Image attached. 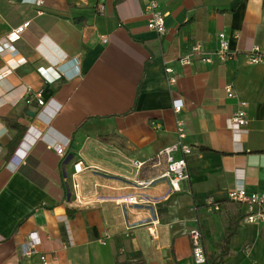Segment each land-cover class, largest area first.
<instances>
[{
    "label": "crops",
    "instance_id": "obj_1",
    "mask_svg": "<svg viewBox=\"0 0 264 264\" xmlns=\"http://www.w3.org/2000/svg\"><path fill=\"white\" fill-rule=\"evenodd\" d=\"M42 1L0 0V264H196L188 237L195 228L203 264L222 253L229 231L220 264H264V225L244 223V208L227 197L236 187L264 193V64L247 59L254 47L264 51V0H161L162 36L147 28L150 0ZM219 34L233 54L224 62L214 55ZM195 45L212 62L181 65ZM166 67L179 74L172 87ZM226 86L247 103L245 128L227 127L239 106ZM174 100L183 103L179 114ZM176 120L191 149L188 179L161 203L126 205L125 215L126 196L167 191L164 180L137 185L165 164L132 163L175 144ZM79 161L84 169L74 175ZM153 216L154 239L145 227L127 231L126 222ZM32 233L38 253L25 258L20 249Z\"/></svg>",
    "mask_w": 264,
    "mask_h": 264
},
{
    "label": "built area",
    "instance_id": "obj_2",
    "mask_svg": "<svg viewBox=\"0 0 264 264\" xmlns=\"http://www.w3.org/2000/svg\"><path fill=\"white\" fill-rule=\"evenodd\" d=\"M161 0H150L146 5L143 15L146 17L147 20V28L155 32L156 34L162 36L165 34L166 28L164 19L166 14L159 9V3ZM33 4L35 6H42V0H34ZM97 12L99 14L104 13V8L102 6L97 8ZM28 24H24L23 26L13 30L7 36V44L5 45L6 49H14L13 44L19 40L23 30L27 27ZM4 48L0 47V52H4ZM214 55L218 58L219 61L224 62L228 59L232 58V53L229 50V44L227 39L225 38L224 34L218 35V48ZM212 55L203 54L202 47L200 45H195L191 48V52L185 56L183 59L179 61L181 65H185L191 62V60L195 58H200L203 62L211 63L212 62ZM248 63L251 65H262L264 64V51H261L258 47H254L248 54H247ZM167 83L170 87L174 86L179 78V74L172 68L166 67L165 69ZM1 77V76H0ZM226 97L228 99H238L236 94L233 92L231 86L225 87ZM45 102L43 99L38 96V105L43 107ZM238 106L239 110L234 113L228 120H227V127L228 129L232 130L233 128H245L248 125V118H247V103L240 101L238 99ZM183 107V103L181 100H174L172 102L173 112L175 114H179ZM176 131H177V142L163 151L159 152L152 160L147 163H139L134 161L132 165L139 169L144 166H148L150 169H158L161 167L162 164H165L164 170L162 173L158 174L150 181L139 182L137 185L139 187L145 188L148 185H151L157 181L164 180L167 184V191L165 194L160 198H155L152 200H147L141 197L137 198L136 196H126L120 202L123 207V212L125 213V206L126 205H138L140 202L144 205H155L165 201L171 195L179 193L180 183L186 181L188 179V172H187V162L186 158L191 154V149L189 146L183 143L185 139L184 133V125L181 120H176ZM57 156L60 158L64 157V148L63 146H57L53 148ZM21 152V151H20ZM176 153H180L181 157L178 159L174 158ZM83 163L76 162L73 165L74 175H78L83 171ZM73 188H77V184L73 185ZM228 200L231 203L240 205L244 208V217L243 222L246 224H263L264 225V193H247L242 187H236L233 190L228 192ZM146 200V201H145ZM126 215V213H125ZM159 222L153 216L152 218L149 217L148 219L130 224L126 222V229L130 231L136 227H145L148 231L149 235L152 239L155 238L157 234V226ZM129 234V233H128ZM103 239H100L98 242L101 245H105V239L108 238V235L105 234ZM189 241L192 248V256L196 264H203L205 263V256L203 253V245H202V235L198 228H195L189 232ZM39 247V239L35 233L29 235L28 242L21 247V255L25 258L32 257L38 253ZM41 261H45L44 257L40 258Z\"/></svg>",
    "mask_w": 264,
    "mask_h": 264
},
{
    "label": "trees",
    "instance_id": "obj_3",
    "mask_svg": "<svg viewBox=\"0 0 264 264\" xmlns=\"http://www.w3.org/2000/svg\"><path fill=\"white\" fill-rule=\"evenodd\" d=\"M233 234V231H229L227 233L226 239H225V245H224V249L222 251V253L220 255H218L217 257L213 258L210 264H220L223 261V258L227 255L228 253V239L229 236Z\"/></svg>",
    "mask_w": 264,
    "mask_h": 264
},
{
    "label": "water",
    "instance_id": "obj_4",
    "mask_svg": "<svg viewBox=\"0 0 264 264\" xmlns=\"http://www.w3.org/2000/svg\"><path fill=\"white\" fill-rule=\"evenodd\" d=\"M47 93H49V95H46ZM41 96L45 100L44 102H46L50 98V91L48 89H45Z\"/></svg>",
    "mask_w": 264,
    "mask_h": 264
}]
</instances>
